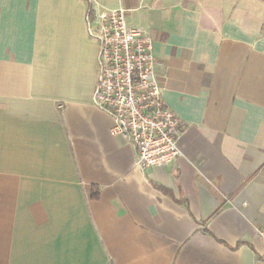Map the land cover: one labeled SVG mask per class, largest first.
<instances>
[{
    "label": "crops",
    "instance_id": "1",
    "mask_svg": "<svg viewBox=\"0 0 264 264\" xmlns=\"http://www.w3.org/2000/svg\"><path fill=\"white\" fill-rule=\"evenodd\" d=\"M89 6L152 40L174 163L93 105ZM261 230L264 0H0V264H264Z\"/></svg>",
    "mask_w": 264,
    "mask_h": 264
},
{
    "label": "built area",
    "instance_id": "2",
    "mask_svg": "<svg viewBox=\"0 0 264 264\" xmlns=\"http://www.w3.org/2000/svg\"><path fill=\"white\" fill-rule=\"evenodd\" d=\"M88 36L97 43L93 105L113 119L110 134L127 137L141 169L162 168L182 156L180 125L161 98L152 40L130 28L126 10H96L86 15ZM264 244V230L258 232Z\"/></svg>",
    "mask_w": 264,
    "mask_h": 264
},
{
    "label": "trees",
    "instance_id": "3",
    "mask_svg": "<svg viewBox=\"0 0 264 264\" xmlns=\"http://www.w3.org/2000/svg\"><path fill=\"white\" fill-rule=\"evenodd\" d=\"M99 196L98 189L96 187H91L90 188V199L91 200H97ZM206 232V231H204Z\"/></svg>",
    "mask_w": 264,
    "mask_h": 264
}]
</instances>
